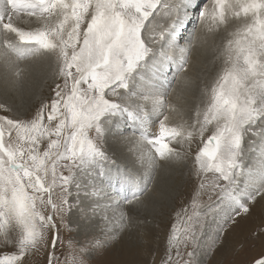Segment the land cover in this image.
Returning <instances> with one entry per match:
<instances>
[{
	"label": "snow or ice",
	"instance_id": "obj_1",
	"mask_svg": "<svg viewBox=\"0 0 264 264\" xmlns=\"http://www.w3.org/2000/svg\"><path fill=\"white\" fill-rule=\"evenodd\" d=\"M198 7L208 32L227 29L232 20L239 23L227 31L220 48L222 67L211 86L201 90L203 107L197 105L191 122L181 116L178 124L169 126L165 110H178L161 90L163 84L156 85L165 76L163 65L172 62L175 53L181 58L177 72L186 70L192 40L180 45L178 31ZM22 16L37 26H18ZM158 16L169 21L166 26ZM0 48L6 63L9 56L16 61L51 57L53 74L62 80L55 84L51 101L42 102L31 117L0 116V243L15 244V251L0 254V264H25L34 251L48 246L50 230L55 249L60 241L57 216L65 226L64 214L74 206L68 197L72 188L79 197L82 175L92 169L107 175L111 157L104 145L121 119L135 126L139 142L154 150L149 156L153 170L157 157L175 162L186 157L171 142L183 147L197 137L202 141L194 157L199 188H210L216 200L200 211L202 205L193 197L192 214L181 218L182 227L173 225L168 261L172 249L180 257L181 246L196 243L204 217L229 209L247 213V202L264 193V149L255 164L244 163L247 136L257 137L264 146V0H205L203 6L198 0H0ZM22 71L17 69L16 76ZM0 109L6 110L4 105ZM159 116L163 119L155 136L150 128ZM209 126L212 134L204 140ZM256 146V140L248 141L250 150ZM117 184L115 192H108L101 181L86 194L104 199V208L119 209L121 201L138 203L148 191L146 183L141 187L133 177ZM104 219L122 230L127 214L120 210ZM68 246L72 248L71 241ZM77 252L66 256L65 264H86L87 249ZM56 261L50 252L48 264ZM255 264H264V259Z\"/></svg>",
	"mask_w": 264,
	"mask_h": 264
},
{
	"label": "rangeland",
	"instance_id": "obj_2",
	"mask_svg": "<svg viewBox=\"0 0 264 264\" xmlns=\"http://www.w3.org/2000/svg\"><path fill=\"white\" fill-rule=\"evenodd\" d=\"M198 3L200 6H203L205 0H198ZM190 13L193 19L187 20L189 25L187 24V27L182 29V34L180 36L181 38L184 37V35L188 36V40H192V48H195L193 52H190L186 70L184 72H177V67L181 63V59L175 56L172 62H165L163 65V68L168 71L166 73L168 77H175L174 79L172 77V87L174 83L175 85L176 83L178 84L177 78L179 77H184L187 83L184 84V96L178 99V101L182 103V109L177 106V112L170 111L169 118H173L176 124L180 122V116L189 122L194 118L195 111L193 109L197 106L196 102L198 103V97L202 93L198 91L197 83L203 81L206 82L207 87L211 86L218 70L222 67V59H217V56L224 43L227 31L233 30L239 23L237 20H232L228 24L227 29L222 28L219 32H208L200 22L199 7L192 9ZM21 19L19 26L25 29L31 26L34 20L28 22L29 18L25 16H22ZM157 21L165 26L169 22L162 16H158ZM193 35L195 37L194 39ZM3 51L4 49L0 48V105H4L6 110L0 109V116H7L9 118H29L40 107L42 102L51 101L54 96L52 90L55 88V84L62 83V80L57 79L53 74L54 62L51 57L31 58L35 59V61L44 60L42 61L44 65L48 63L51 64V71L50 74L48 73V76L45 77L46 80L43 81L38 91L39 94L37 93L36 95L35 103L20 105L15 102V96L17 91H21L20 97L24 99L22 95L24 87L22 84L28 76L26 75L28 70L27 72L23 70L19 77H16V74L13 75L12 73H14L15 64L18 66L22 64V62L28 63L30 59L16 61L14 56H9V63L2 66V63L5 62L2 56ZM20 67L21 66H19V68ZM8 77H10V79ZM7 82L9 83L6 86ZM12 82V85H14V83L18 84L14 85L11 89L10 83ZM145 83L148 82L146 81ZM202 97L203 99L199 103L201 107H203V102L206 99L205 96ZM194 98L195 101L193 102ZM174 123L172 124L174 125ZM153 124L154 128L157 127V129H159L158 121ZM133 127L135 126L126 123L124 119H121L115 124L111 133L107 136L104 145L105 150L111 157V162L108 163L107 169H105L107 175L101 177L97 174L99 171L98 169H92L88 174L81 176V183L84 185V188L80 190L78 198L76 196L77 190L75 188L71 189L73 194L69 196L68 199L74 206L71 211L64 214L65 226L60 225L58 216L56 218L60 241L57 242L55 249L53 250L51 246L53 231L50 230L48 232V246L41 247L39 250L34 251L26 258L25 264H48V255L53 251L56 257H58V261H56L55 264H65V257L78 254L77 250L81 247L87 249V252L83 256L86 264H184L186 260H190V264H255L257 260L264 259V209L259 218L262 226L258 233H250L251 235L248 234L242 239H233L231 245H224L226 248L218 246L219 241L224 237L222 228L232 223L235 217L243 214L242 211L237 214L236 211L229 209L225 212L209 214L204 217L202 220L203 228L197 227L198 235L196 243L193 244L189 242L186 247L181 246L180 257L175 255L176 249H172V259L171 261L167 260L169 249L168 239L171 235L173 225L175 224L178 228L182 227L181 218L192 214L193 208L191 204L193 197H197L202 205L200 211H203L204 206L216 200V195H214L210 188H205L203 190L199 188L201 178L196 175L194 157L199 148L202 147L200 138L197 137L193 139L190 146L185 144L183 147L178 143L171 142L170 146L186 153V157L178 162L164 160L155 161L156 168L153 170L149 163V156L154 155V152L149 151V145L139 142V130L135 127L138 132L135 130L131 131L130 129ZM212 131V126H209L208 131L204 133L203 139L207 140L212 134ZM159 132L160 129L157 133ZM132 135L133 137H131ZM249 140L257 141L255 151L249 149ZM261 146L257 137L249 135L245 138L244 147L246 152L244 163L246 165L256 163L258 160L256 152H258ZM114 155L116 157L119 155V160L118 157L115 158ZM61 170L65 175L68 174L66 169ZM127 177L135 178L141 187H143L145 183L148 186V191L140 198L138 203L125 204L121 201L119 209L115 206L104 208L105 204L101 203V207L98 208L96 206L98 197L86 194V189L90 190L94 184L100 185L101 181H103V185L107 191L112 188L113 191H116L118 188L117 182L123 181ZM212 178L213 174L209 173L207 181L210 182ZM165 182H167V184L169 183L172 189L170 192L171 196L163 199V190L161 186ZM109 183L111 187H109ZM221 183H223V181H221ZM183 190L190 194L188 198L189 208L186 213L182 212L180 216H177V209L183 204V200L180 199L181 191ZM198 192L199 195L197 196ZM260 195L255 197L257 201H248L247 204L250 207L255 203L259 204L257 198L260 197ZM210 196L211 200L209 199ZM120 210L127 214L126 225L122 230L112 228V225L104 219L105 216L112 217ZM48 211H50V209L46 210L45 214H47ZM109 228H112V231H109ZM10 236L13 238V232L10 233ZM97 240L101 242L100 246H96L95 242ZM68 241L72 242V248H69ZM13 251H15L14 243H0V254L5 252L11 253ZM188 252H193L194 255L189 258L187 256Z\"/></svg>",
	"mask_w": 264,
	"mask_h": 264
},
{
	"label": "bare ground",
	"instance_id": "obj_3",
	"mask_svg": "<svg viewBox=\"0 0 264 264\" xmlns=\"http://www.w3.org/2000/svg\"><path fill=\"white\" fill-rule=\"evenodd\" d=\"M191 18L193 19V16H191V13L189 14V18L187 20H191ZM22 20V19H21ZM19 23L20 21L17 22L18 26H19ZM22 24V23H21ZM20 24V25H21ZM24 24V23H23ZM187 24L189 25V23L186 21V25L183 26L179 31H178V42L180 45H186L187 42L189 41L188 39V36H185L184 37H180L181 34H182V29H184L185 27H187ZM37 25L35 24L34 20H33V23L31 26H29L27 29H31L33 27H36ZM21 27V26H20ZM27 27V26H26ZM189 27V26H188ZM190 29V27H189ZM188 29V31H189ZM10 38L12 39H15L14 35H10ZM195 50V48H191V51L193 52ZM2 51V50H1ZM175 57H178L180 58V54L177 52L174 54ZM15 58V57H14ZM181 59V58H180ZM3 60V59H2ZM5 61V60H4ZM3 61V62H4ZM10 61V60H9ZM40 61V62H39ZM44 61V60H42ZM41 60H38V61H35V59H30V61L28 63H23L18 65L15 64V68H14V73H12L13 75L16 73L17 69H22V70H28V72L26 73V75H28L26 77V80L24 81V83L22 84V86L24 87V92L22 93L24 99L21 96V91H17L16 92V100L15 102H17L18 104L20 105H23V104H27V105H30L32 103H35L36 101V95L39 91V89L41 88V85L43 83V81L46 80V76H48V73L50 74V71H51V64H43ZM12 62V61H11ZM7 63H9L7 61ZM6 62L2 63V66H4L5 64H7ZM42 64V65H41ZM1 65V64H0ZM19 66H21L19 68ZM27 66H28V69H27ZM7 67V66H6ZM26 67V68H25ZM45 67V68H44ZM8 69V67H7ZM12 69V68H11ZM4 71V70H3ZM164 72H165V76L163 78L162 81H160L159 83H157V87H159V84L162 83L163 84V88L161 89L162 91L166 92L167 94V99L170 103L172 104H175L176 107H180L182 109V103L178 101V99H180L181 97H183V90H184V84H187L186 83V79L184 77H179L177 78V81H178V84L174 83V86L172 87L173 85V81H172V77L173 79L175 78L174 76H170L168 77V75L166 74L168 71L166 69H164ZM8 73H11V72H8ZM4 74V73H3ZM11 74V75H12ZM186 74V73H184ZM3 76V75H2ZM7 76V75H6ZM17 77V76H16ZM4 78V76H3ZM10 79V77H8ZM13 78V77H12ZM25 78V77H24ZM5 79V78H4ZM1 80V79H0ZM18 80V79H17ZM6 81V80H5ZM14 81V80H13ZM176 81V82H177ZM2 82V81H1ZM10 82V81H9ZM7 82L6 83V86L7 84L9 83ZM20 82V81H19ZM12 83H10V86H11V89L12 87H14V85H17L18 83H14V85H12ZM200 84V85H199ZM1 85V84H0ZM4 85V84H3ZM198 85V91H201L202 88L204 87H207L206 86V82H199L197 83ZM20 86V85H18ZM8 88V87H7ZM19 89V88H18ZM8 90V89H7ZM41 91V90H40ZM12 92V91H11ZM13 93V92H12ZM39 94V93H38ZM43 94V93H42ZM15 95V94H14ZM10 96V95H9ZM202 93L199 95L198 97V103L196 102V105H198L203 97H202ZM25 100V101H24ZM11 101V100H9ZM184 101V100H183ZM195 101V98L193 99V102ZM12 102V101H11ZM14 102V101H13ZM23 102V103H22ZM187 102V101H186ZM180 103V105H179ZM184 103V102H183ZM185 104V103H184ZM200 105V104H199ZM188 107V106H187ZM197 108V106H195V108L193 109L195 111V109ZM170 110H165L164 112V115H167L169 117L170 115ZM176 115V114H174ZM177 116V115H176ZM163 118L162 116H159V117H154L153 118V123H155L156 121H158L159 119ZM181 118V116H180ZM173 119V118H172ZM171 117L169 118L168 120V124L169 126L173 125L172 123H174V119L172 120ZM179 121V120H178ZM177 121V122H178ZM176 123H174L175 125ZM131 131L132 130H135L137 131V129L135 127L131 128L130 129ZM129 131V130H128ZM159 131V129H157V127L154 128V124H152L151 128H150V133L152 135H155V136H159V133H157ZM125 132V131H124ZM138 132V131H137ZM129 134V132H128ZM130 135V134H129ZM133 137V135L131 136ZM138 139V137H137ZM131 140V138H130ZM137 144V143H136ZM150 146V145H149ZM151 147V146H150ZM261 150L264 149V146H261L260 148ZM258 149V152H256V154L258 155V158L260 156V152L261 150ZM154 152V150H153ZM140 154V153H139ZM155 155V153H154ZM115 156V155H114ZM119 156V155H118ZM117 156V157H118ZM139 156V155H137ZM115 156V158H117ZM114 158V157H113ZM123 159V158H122ZM135 159V158H134ZM117 160V159H116ZM118 160H119V157H118ZM160 159L157 157L156 158V162H158ZM248 160V159H247ZM138 161V159H137ZM141 161V160H140ZM162 161V160H161ZM148 162V161H147ZM255 164V163H253ZM131 167L134 169V167L131 165ZM156 168V167H155ZM153 169V168H152ZM159 175V174H158ZM157 177V176H156ZM159 180V179H158ZM160 184V183H159ZM154 185V184H153ZM151 187V186H150ZM153 188V187H152ZM162 188V198L163 199H166L168 197L171 196V189L172 187L170 186V184L167 182L163 183V185L161 186ZM159 189V188H158ZM188 189V188H187ZM106 190V189H105ZM207 190V189H206ZM107 191V190H106ZM108 192H115V190L113 191V188L108 190ZM189 193H186L185 190L181 191V197L180 199L183 200V204L180 205V207L177 209V216H180L181 213H182V210L183 209H188L189 208V205H188V198H189ZM211 195V194H210ZM215 195V194H214ZM262 195V196H261ZM260 195V197H258V203L259 204H253L251 205V207L248 205L250 211L247 212V213H244L242 212L243 214L242 215H239L237 217L234 218L233 222L230 223L228 226H226L225 228H222V231L224 232V237L219 241V247H224V245L226 246H229L231 245V242L233 241V239H238V238H245L248 234L251 235V234H255V233H258L260 230H261V223H260V215L262 213V210L264 209V193H262ZM160 196V194H159ZM202 199V198H201ZM179 200V199H178ZM256 200V199H255ZM98 203L101 204V203H106V201L104 199H100L98 198L97 199ZM142 201V200H141ZM154 201V200H153ZM257 201V200H256ZM159 204V203H158ZM192 210V209H191ZM231 211V210H230ZM175 215V216H176ZM257 229V231H256ZM251 233V234H250ZM15 238V231H13V239ZM226 248V247H224ZM232 248V247H231Z\"/></svg>",
	"mask_w": 264,
	"mask_h": 264
}]
</instances>
